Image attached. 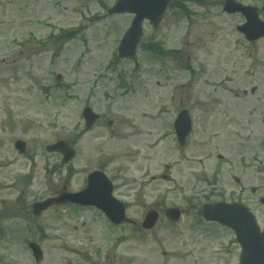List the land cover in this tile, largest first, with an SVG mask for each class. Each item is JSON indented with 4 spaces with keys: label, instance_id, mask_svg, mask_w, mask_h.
<instances>
[{
    "label": "rangeland",
    "instance_id": "obj_1",
    "mask_svg": "<svg viewBox=\"0 0 264 264\" xmlns=\"http://www.w3.org/2000/svg\"><path fill=\"white\" fill-rule=\"evenodd\" d=\"M115 1L0 0V264H237L225 230L197 209L239 189L264 192V37L247 41L236 29L243 16L224 12V0L186 2L187 12L168 6L157 27L143 23L140 42L174 53L139 44L124 59L117 47L132 14L109 13ZM238 1L264 20L261 0ZM62 29L75 35L56 43ZM85 106L98 114L90 129ZM181 109L192 129L179 146ZM59 139L76 152L67 164L45 150ZM95 169L135 224L113 225L93 206L31 213L35 201L81 190ZM170 206L182 209L179 221L164 216ZM151 207L159 219L145 230ZM30 240L42 248L38 263Z\"/></svg>",
    "mask_w": 264,
    "mask_h": 264
},
{
    "label": "water",
    "instance_id": "obj_2",
    "mask_svg": "<svg viewBox=\"0 0 264 264\" xmlns=\"http://www.w3.org/2000/svg\"><path fill=\"white\" fill-rule=\"evenodd\" d=\"M169 0H119L117 3L109 9L110 12H133L135 17L131 26L125 33L119 46V53L121 56L132 57L135 53L137 42L142 34V21L144 18H148L150 22L157 26L164 12ZM225 10L228 11H241L247 18V22L240 26L239 29L245 32L249 40L257 39L264 36V22L261 21L255 8L243 6L234 1L228 0L225 4ZM85 116L87 118V127H90L96 116L86 111ZM191 123L188 117L185 122H181L177 125L176 132L180 143L184 142V139L190 131ZM16 147L22 151L24 142L18 140L15 143ZM48 151H60L63 154V163L68 162L74 155V150L68 146L65 141H58L52 145L47 146ZM112 185L107 176L101 171H94L88 175L87 184L85 188L80 192H61L56 198H49L41 202H37L34 205V213L37 214L48 206L56 203L74 202L80 204H94L98 208L102 209L107 217L114 223H121L126 221L124 205L112 196ZM204 215L210 220L228 221L231 219L232 211L224 210L223 203L205 204ZM166 215L176 221L179 217V210L177 208H169L166 211ZM158 214L154 211L149 212L143 223L142 227L150 229L154 226ZM35 258L39 260L41 258V250L35 243H30ZM244 264H264L262 261Z\"/></svg>",
    "mask_w": 264,
    "mask_h": 264
},
{
    "label": "flooded vegetation",
    "instance_id": "obj_3",
    "mask_svg": "<svg viewBox=\"0 0 264 264\" xmlns=\"http://www.w3.org/2000/svg\"><path fill=\"white\" fill-rule=\"evenodd\" d=\"M264 194L257 193L256 189H251V194H245L242 189L233 193L232 199L229 202H240L245 205L249 211L252 213L253 219L256 221L259 231L255 232L252 230L250 233L261 234L264 231V203H262L261 198ZM243 221H246L243 217ZM226 232V247L232 246L237 251L236 260L239 261L241 257V246L236 239V235L230 228L223 226Z\"/></svg>",
    "mask_w": 264,
    "mask_h": 264
}]
</instances>
